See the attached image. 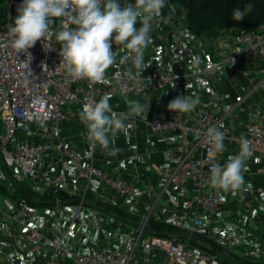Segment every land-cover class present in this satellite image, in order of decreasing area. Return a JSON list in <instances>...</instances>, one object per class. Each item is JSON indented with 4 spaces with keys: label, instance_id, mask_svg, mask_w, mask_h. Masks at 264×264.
<instances>
[{
    "label": "crops",
    "instance_id": "0c3cea01",
    "mask_svg": "<svg viewBox=\"0 0 264 264\" xmlns=\"http://www.w3.org/2000/svg\"><path fill=\"white\" fill-rule=\"evenodd\" d=\"M234 39V30L223 31L211 38L190 35L171 52L170 26L160 14L154 22L151 43L144 51L145 62L150 64L144 74L150 76L162 66L167 69L172 58L176 62L173 68L177 70L185 64L188 49L198 42L195 63L182 66L195 72L205 58H223L233 53ZM113 50L117 52L116 62L109 67L105 78L95 83L100 90L96 101L108 95L109 103L117 113L127 112L136 101L145 106L148 103L147 113L133 115L126 121L127 129L118 132L114 140L120 151L110 155L99 146L92 147L81 112L74 105L63 107L65 118L59 123L60 134L45 142L46 150L36 157L32 172L21 175L15 167L13 171L22 180L16 187L7 185L11 191L0 186V264H6V255L12 250L16 251L18 264H74L71 257L59 256L45 246L44 239H58L65 249L88 256L110 252L130 255L132 264H143L144 260L147 264H168L170 257L165 251L149 247V240L154 235L187 238L191 248L208 251L225 264H264V150L255 148L246 159L242 191L216 189L220 195L218 210L215 214L202 215L210 234L198 237L181 228L182 223L189 222L194 216L195 207L190 198L192 184H181L174 191L167 178L176 159L188 155L189 149L182 147L178 133H153L148 128L155 116H172L167 105L177 95L199 96V105L211 95L219 125L229 127L238 137H245L247 114L253 110L264 114V60L249 61L244 67V75L236 79L223 76L206 79L193 73L189 79L182 78L170 85L158 84L154 89L148 88L149 99L144 100L120 95L109 79V72L122 67L121 60L129 52L119 44H114ZM196 108L187 113L190 126L195 124L193 112ZM33 138L43 142L38 130H34ZM56 140L81 152L106 176L129 182L136 198L122 197L98 179L89 181L82 203L68 194L44 188L40 183L43 175L63 174L69 182L74 181L75 170L70 161L61 164L57 160ZM224 143L225 151L216 155L226 163L228 156L237 154V145L227 139ZM14 145L15 141H12L9 147ZM201 156L200 152L189 155L195 160ZM27 215H33L35 221L27 220L23 226L19 221L27 219ZM31 230L40 238L30 239Z\"/></svg>",
    "mask_w": 264,
    "mask_h": 264
},
{
    "label": "built area",
    "instance_id": "2783aa9c",
    "mask_svg": "<svg viewBox=\"0 0 264 264\" xmlns=\"http://www.w3.org/2000/svg\"><path fill=\"white\" fill-rule=\"evenodd\" d=\"M120 2L122 6L131 3L127 0ZM19 3L21 4L22 0H19ZM14 4L15 0H3L5 17L0 23V178L6 179L9 187H14L22 180L13 169L18 167L21 175L30 174L36 157L46 150L45 142L59 136V123L65 118L63 107L74 105L82 112L84 105L96 101L100 94L95 83L72 80L68 76L60 65L59 45L56 43L55 34L50 37L52 49L45 51L42 42H37L29 49L32 56L29 68L37 79H33L27 86L24 85L22 81L25 69L21 62L25 61L26 56L15 53L10 46L8 35L13 20ZM165 7L161 15L170 26L172 52L173 48L181 46L184 39L191 34L186 27L185 15L178 14L177 8L170 5L168 0ZM168 14L169 18L166 17ZM65 25L71 27L67 18H56L54 33ZM234 40L233 53L223 58L207 57L195 72L187 71L182 66L195 63L198 42L188 49L185 64H181L177 70L173 68L176 62L172 58L167 69L162 66L150 76L143 72L141 78L136 76L137 70L128 52L121 60L122 67H115L109 72V79L120 95L140 97L144 100L149 99L148 88L154 89L158 84L170 85L182 78L189 79L193 73L206 79L216 76L236 79L244 75V67L249 61L264 60V23L251 30H237ZM42 64L47 65V71H41ZM262 72L264 73V69ZM214 107L215 101L210 95L193 112L195 122L193 126L188 124L187 113L179 112H173L169 118L157 115L148 123V128L153 133H178L182 147L189 149L188 155L176 159L174 168L167 173V178L174 191L181 184H192L190 198L195 207L194 216L189 222L182 223L181 228L187 234L198 237H208L210 234L202 215L215 214L220 205V195L209 183V177L213 165L223 166L225 162L220 161L216 154H212L211 145L203 141L206 130L219 125ZM246 125L245 137L236 136L227 126H223L221 130L225 132L227 140L237 145V153L242 139L248 140L251 153L255 148L264 150V114L250 111L247 114ZM34 130L42 133L43 142L34 140ZM12 141H15V145L9 148ZM54 152L61 164L70 161L75 170L74 181L69 182L63 174L43 175L40 183L44 188L55 193L68 194L82 203L88 191L89 181L98 179L120 196L136 198V193L129 182L106 176L96 169L91 161L86 160L81 152L66 147L63 141H55ZM192 152H200L201 158L199 160L190 158ZM205 189L208 191L204 192ZM27 220L34 222L35 217L27 215V219L21 218L19 223L25 226ZM38 238L39 234L31 230L30 239ZM188 242L187 238L173 239L154 235L149 240V247L165 251L170 257L168 264H222L216 257L194 250ZM44 245L52 248L59 256L71 257L74 264H132L130 255L107 252L98 256H88L65 249L58 239H44ZM6 264H18L15 250L6 255ZM143 264H147V260H144Z\"/></svg>",
    "mask_w": 264,
    "mask_h": 264
},
{
    "label": "clouds",
    "instance_id": "9594fccd",
    "mask_svg": "<svg viewBox=\"0 0 264 264\" xmlns=\"http://www.w3.org/2000/svg\"><path fill=\"white\" fill-rule=\"evenodd\" d=\"M165 6L166 0H132L123 6L120 0H22L8 29L10 46L16 54L26 56L21 62L25 69L22 82L27 86L37 79L29 68L32 61L29 49L37 42H42L45 51L52 49L50 37L53 34L59 45L60 65L72 80L101 82L116 62L114 44L129 50L136 76L141 78L150 65L145 62L144 51L151 43L154 22ZM252 7L248 3L243 8L233 9V20L243 21ZM56 18H67L71 27L65 25L54 33ZM41 71H47L46 64L41 65ZM109 100L110 97L104 95L98 102L85 104L81 120L92 147L99 146L107 154L116 155L120 151L114 144L116 134L127 129L126 121L133 115L147 113L148 103L145 106L136 101L127 112L117 113ZM199 103V96L177 95L168 103L167 110L189 113ZM222 128L223 125L212 126L203 134V141L211 145L212 154L225 151L226 135ZM251 155L248 140L242 139L236 155L228 156L223 166L211 167L209 183L222 192L242 191L246 159Z\"/></svg>",
    "mask_w": 264,
    "mask_h": 264
},
{
    "label": "trees",
    "instance_id": "16d2710c",
    "mask_svg": "<svg viewBox=\"0 0 264 264\" xmlns=\"http://www.w3.org/2000/svg\"><path fill=\"white\" fill-rule=\"evenodd\" d=\"M168 1L176 5L178 13H183L185 15L187 29L190 31L192 35L198 37L211 38V37H215L216 35H218L223 31H228V30H234L235 32L239 29L251 30L254 29L257 25L264 23V0H168ZM2 3L3 0H0V23L1 20L5 17L4 8L1 7ZM248 3H251L253 5L252 11L245 16L243 21L241 22L234 21L232 18L233 9L237 7L243 8ZM165 13L166 10L164 11V15ZM16 14H17L16 4H14L12 11L13 20L15 19ZM166 17L169 18L170 15L168 14V16ZM16 184L14 185V187H16ZM206 252H207L206 254L212 255L208 251ZM220 262L222 264H225L222 261Z\"/></svg>",
    "mask_w": 264,
    "mask_h": 264
},
{
    "label": "rangeland",
    "instance_id": "374dc122",
    "mask_svg": "<svg viewBox=\"0 0 264 264\" xmlns=\"http://www.w3.org/2000/svg\"><path fill=\"white\" fill-rule=\"evenodd\" d=\"M15 3H16V10H17L18 5H20L19 0H15ZM172 4H174V3H172ZM1 7H3L2 4H1ZM175 7H176V5H175ZM235 30H237V29H235ZM9 148H11V147H9ZM7 185H8V181L6 179H4V178H0V186H3L4 189H6L7 191H11L10 189H12V188H9Z\"/></svg>",
    "mask_w": 264,
    "mask_h": 264
},
{
    "label": "bare ground",
    "instance_id": "6f19581e",
    "mask_svg": "<svg viewBox=\"0 0 264 264\" xmlns=\"http://www.w3.org/2000/svg\"><path fill=\"white\" fill-rule=\"evenodd\" d=\"M128 1V0H127ZM129 2H131V1H129ZM170 5H172V6H175L174 4H172V3H170ZM166 7H164V9H165ZM178 14H182V13H178ZM190 32V31H189ZM191 34V33H190ZM192 35V34H191ZM108 72V71H107ZM106 72V73H107ZM162 112H164V111H162ZM171 115V114H170ZM259 152V151H258ZM255 157V156H254ZM239 246V245H238ZM4 247V246H3ZM206 247V246H205ZM19 248V247H18ZM20 249V248H19ZM244 253V252H243ZM222 254V253H221ZM225 263V262H224ZM248 263V262H247ZM255 263V262H254Z\"/></svg>",
    "mask_w": 264,
    "mask_h": 264
}]
</instances>
